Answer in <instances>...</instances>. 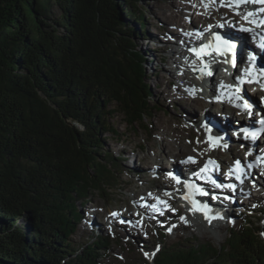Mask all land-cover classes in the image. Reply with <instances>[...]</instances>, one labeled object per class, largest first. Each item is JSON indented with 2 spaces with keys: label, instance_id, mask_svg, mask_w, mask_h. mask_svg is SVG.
<instances>
[{
  "label": "trees",
  "instance_id": "16d2710c",
  "mask_svg": "<svg viewBox=\"0 0 264 264\" xmlns=\"http://www.w3.org/2000/svg\"><path fill=\"white\" fill-rule=\"evenodd\" d=\"M138 3L0 0V264H100L108 250L105 236L80 248L72 236L78 203L124 171L104 146L108 118L134 127L154 109ZM240 219L220 248L184 240L144 263L264 264V223Z\"/></svg>",
  "mask_w": 264,
  "mask_h": 264
},
{
  "label": "rangeland",
  "instance_id": "374dc122",
  "mask_svg": "<svg viewBox=\"0 0 264 264\" xmlns=\"http://www.w3.org/2000/svg\"><path fill=\"white\" fill-rule=\"evenodd\" d=\"M138 1L139 3L137 7L139 9L147 10L145 14L146 26L143 31V35L138 38L135 37L134 43L137 50L141 51L147 59L146 70L149 85L152 90L151 101L154 109L151 111L149 118L147 117L141 125H135L134 127L129 126L123 114L116 113L111 118H108L107 125L109 128L114 130V132L106 135L107 138L104 142V146L105 149L112 151L116 157L124 160V171H121L118 175L119 181L114 183V188L107 191L104 196L100 193H94L90 195L89 201L86 205H83L82 202L78 203V209L83 218L77 226L78 230L76 234L72 236V243L76 248L88 245L100 235L105 236L110 245L108 250L102 252L98 251L102 255H100L99 258L100 264H145L144 261L151 263L154 260V256L156 257V252L153 255L154 251H152L154 245L156 246L157 244L158 247L161 245L167 247L169 245H176L184 240L190 239H196L197 241H200V243L210 242L215 247L220 248L225 241H227L230 230L233 227H238L240 225L241 214L246 217H251V221L255 226H257V228H261L264 223V190H262V197L252 198L253 200L251 198V200L243 199L246 203L241 200L237 201L239 202V206L235 208L237 209V217L234 218L232 215L231 218H233V220L230 218L228 219L229 221H224L222 229L217 230V232L210 229V233L207 234L198 228L189 229L184 224L179 225L180 216L186 211L184 209L182 211L178 209L171 211L169 214L171 220L168 223H164L159 220V222L162 223L153 222L152 224L148 222L144 223L139 216L130 210V214L136 216L138 221L137 226H133V224L127 228L121 226V222H124V218H122L121 213L123 211H127L129 207L131 208L132 206H135V204H139L140 200L144 197L148 198L150 196V192L155 191L154 189L157 185L156 181L149 183L146 187L144 183L147 181L146 178H154L153 174H155V168L160 166V162L157 161L152 164V168L150 166V168L146 169L147 166H145V164H143L137 156H146L147 158L153 152L157 153V155L165 158L161 169H163L165 174H168L170 171L169 163L171 161V156L173 158L174 155H178L180 153L179 148L173 143L170 146L171 148L169 149V154L164 157V149L160 142L161 138L153 129L154 126L158 124L159 119L166 124H172V129L178 128L181 132H184L183 134L186 136L183 144L187 145L190 143V134L186 132L189 129L192 131L191 133H193L192 135L195 139L193 141L196 143L192 149L193 154H196V151L200 150L197 147V144L200 141V138L202 139L203 137V133L199 134L197 129L208 132V130L204 127L195 126L186 121L184 118V114L187 113V111L191 112L190 101L187 102L185 98L187 97L190 99L192 103L196 99V95L191 89L189 90L188 88H185L181 82L176 80L174 87L180 86L185 95L178 93L176 88L170 87L168 91L172 93H168L169 96L167 93L162 96V92L166 90L172 74L176 73L178 78L181 77V73L178 72L177 67L170 59V55H172L171 51L174 46H167L168 39L174 38L175 35L173 34H175L178 29L176 28L177 31L174 32V28H172L171 23H167L165 21L163 18L164 15L162 14L163 12L154 5L155 0ZM206 2L208 3V7L216 5L217 3L213 2V0H206ZM190 12V16H192L195 21L197 14L192 11H189V13ZM127 20L131 21V19ZM196 21L199 24L200 21L197 19ZM186 22L187 20L183 22L184 25ZM136 27L138 28V26ZM166 29L167 31L169 30L168 37H166L167 35L165 34ZM147 36L149 37L146 41L145 38H147ZM176 48L178 49V47ZM177 57V62H180L181 60L179 57L181 56L177 55ZM182 60L185 61L184 59ZM173 65L177 70L173 67ZM184 71L189 72L188 69H184ZM161 75L166 77L165 82L162 84L158 81ZM198 83L201 82L198 81ZM215 84L216 83L214 81V85ZM210 111L213 116L217 115L215 110H211L210 108ZM205 113L206 112L201 109L195 114V117L203 118ZM200 135L202 137H200ZM152 143H154L153 146H151ZM128 150H132L135 153H131L129 155ZM203 152L207 153L208 150H203ZM220 153L219 157H223L224 154H222V152ZM128 155L129 157H127ZM224 157H227V155ZM135 159H137V161L139 160V162L133 163ZM222 161L224 160L222 159ZM231 162L232 160L229 161V164H231ZM137 175L145 176L141 177V179H136L135 177ZM130 180L132 183L129 182ZM162 181H164V179ZM140 196H143V198L140 199ZM238 197L239 199L241 198V196ZM242 197L247 196L243 195ZM131 209L136 211V208ZM180 212L181 214L179 215ZM112 213H117L118 215L113 216ZM167 218L168 217H166V219ZM197 219L201 222V224H203V226H206V220L201 218ZM92 221L94 222V225L90 229L89 226ZM169 223L172 224L170 225L172 227L176 226V229L169 227ZM162 224H165L164 227ZM159 229L160 233H163L164 239L161 238ZM169 229H171V231H169ZM146 248L149 249L146 250ZM147 252H149L148 259L144 257V254Z\"/></svg>",
  "mask_w": 264,
  "mask_h": 264
},
{
  "label": "bare ground",
  "instance_id": "6f19581e",
  "mask_svg": "<svg viewBox=\"0 0 264 264\" xmlns=\"http://www.w3.org/2000/svg\"><path fill=\"white\" fill-rule=\"evenodd\" d=\"M216 5L213 6H209L208 8L204 7V3H202V0H155V7L159 8L164 15V19L167 23H171L172 28H174V32L178 31L173 34L175 35L174 38H169L167 43V46H174L173 50L171 51L172 55H170V59L173 61V64H175V66L178 69V72L181 73V77L178 78V76L176 75V73L172 74L171 80L169 81V84H167V88L166 90H164V92H162V96H164V94H170L172 92H169L168 89L171 88H176L177 92L180 93L181 95H185V93L182 91L180 86H175L176 84V80H178L179 82L182 83V85L185 88H188L189 90L191 89L194 93H195V101L192 103L190 99H188L187 97L185 98V100H187V102L190 101V106H191V112L187 111V113L184 114V118L186 121L192 123L195 126H199V127H204L205 129L208 130V133L210 132V134L213 136V139L215 137V139L218 138L219 144H220V148L223 149L220 152H222L223 157H219V150H217V147H211L209 146V144H207L205 142V139L200 135V137H202V139L200 138V141L197 144V147L200 150L196 151V154H193L192 149L195 146V142L193 140V133H191L192 131H190V129L186 132L189 135V138L191 139L189 144H183L184 138H185V134H183L184 132H181L180 129L175 128L172 129L171 125L172 124H166L164 122H162L161 119H159L158 124H156V126H154V131L155 133L161 138L160 142L161 145L164 149V154L166 157L167 154H169V149L171 148L170 146L174 143L180 150V153L178 155H174L173 158H175L176 160V167H175V171H177L178 173H180L183 177H185V179H190V180H197L196 176L194 175L193 170L196 169L197 166L201 165L202 163H206L207 158L208 157H214L217 158L220 162H221V168L217 167V169H215L212 173L208 172L205 175V183L207 186H209L211 189L215 190L216 192L221 193L222 195H224V197H222V199H220V201L213 199V196L207 194H202L203 190L202 188L194 190L193 193H195L196 198L199 201H201L202 205H207V209H212L214 210L216 214H219L220 219H213L211 221V223H209L205 218L204 215L200 212V211H194L193 209V205L190 203L189 206L187 204V202L182 200V197H184L185 195V187H184V183H177L176 181H174L173 178L167 177V179H169L170 181L168 182L170 185H166L164 184L165 182H161V177L165 176V172L163 171L162 168V164H164V159L162 158L160 155H157V153L153 152L152 154H150L149 157L146 158V156L142 157V156H137L139 157L140 161H143L146 169L147 168H152V164L159 161L160 162V166L159 168H157L158 170L155 171V174H153L154 178H146V182L144 183L145 187L153 182L156 181V187H155V191L156 190H172V188L174 189L173 194H171V198H169V202L172 205V209H170V211L168 212H161V213H155L154 215L156 217H154L152 215V213H150L149 211H147L146 213L143 214V222L146 223H150L152 224L153 222H158V223H162L159 222L160 221H164V220H168V222H170L171 217L169 216V214L171 213V211H174V209H178L180 211H182L184 209V206L186 210L180 217H185L187 220V223H185L184 221H182L180 219V224L179 225H185L187 228L192 229V228H198L201 231L209 234L210 233V229L214 230L217 232V230H221L223 227V222L225 221H229L228 219H230L232 217V215L235 217H237L236 215V211L237 206H239V200L243 201V199H249L251 200L252 198H256V197H262L263 195V191L264 190V179L263 177L257 181L256 185H252L251 182H247L246 185H237L236 189L233 188H227L225 187V183L227 182V180L225 179V176H223V168L224 166H226L228 164V162L230 160H234V158L239 157L238 153L235 151H232V149L230 150V148L227 149L229 143L232 141H235L236 139H239L241 133H238V131L236 130L238 124L242 121L244 122H248L247 119L243 120L241 118H246L248 112H244L241 113L240 110L236 107L233 108L230 104L227 105L226 108H222V106L219 105V103L217 102L218 100H215L214 102L208 103V99L206 98L205 95L203 94L202 89H208L210 92L212 91L213 95L217 96L219 95V93L217 91H215V87H214V81L216 83V81L218 82V79L220 77H218L217 75H212V77L210 78L209 76H203L202 78V82L198 83V79L196 74L193 72V70H195V66L198 64L197 61H195L192 57L187 58L188 54H186V52H180L176 47L181 48L182 46L186 47L188 44L191 45L192 48H200L201 44L200 43H204V42H200V39L198 38L197 33L194 31L193 29L196 27H203V30L205 32H207L206 30L209 29L208 24L213 25V30L212 31H217V30H221V24L225 25V29L224 33L230 35L231 37L237 38L236 39V43H237V49L235 50V57H232V61H234L235 66H232L234 68V72L236 73L234 75V77L239 74V68H237L236 66H238L240 64V62H244V63H248L250 62V60L248 59L249 56V51L247 49V46L251 47L253 52L255 54H259L260 50L259 47L256 45L257 43L255 41H253L252 37H251V33H246L245 35H242L243 38H240V33H238L237 29L242 27V26H246V25H250L253 26V23H249L248 21H246L243 16H244V12L242 11V15L238 16L236 14V12H234L233 8L230 7H221L219 5V0H216ZM225 2H227V0H225ZM261 7V5L259 6V8ZM214 8V9H213ZM258 8V6L256 7ZM217 9L219 10V12H217ZM189 11H192L194 13H196L197 17L195 18V21L193 20L192 16H190L191 12L189 13ZM195 15V14H194ZM199 20V24L196 21ZM203 19V20H200ZM187 20L186 24L184 25V21ZM221 23V24H220ZM170 25V26H171ZM177 28V29H176ZM169 31V30H168ZM167 31V29L165 30V34L167 35L166 37L169 36V32ZM212 31H209L208 34H212ZM148 37L146 38V41L148 40ZM196 37V38H194ZM188 48V47H187ZM177 55L181 56L179 57L180 59H187V62H184L183 60H181L180 62H177ZM207 59H209V57H206ZM206 58L204 59L205 63L207 65H211L214 67V71H215V66H217L219 64L218 59L220 58L219 56L214 57L212 60L210 61H206ZM261 58L264 59V56H262ZM223 59V58H222ZM193 61V62H191ZM201 63V62H200ZM205 64V65H206ZM190 66V67H189ZM184 69H188L189 72L184 71ZM212 71V74L213 72ZM252 71L246 69L244 71V74H250ZM220 75V74H219ZM165 76L161 75L158 79V81L160 82V84L165 82ZM222 78H225L222 74H221V80ZM237 81V80H234ZM224 88L227 91V94L229 95L230 93H235V91L232 89L234 84H231L229 81H225L224 82ZM247 87V86H246ZM248 93L251 95L250 91H248ZM168 94V96H169ZM238 94H235V96H237ZM262 95H257V101L256 103H260V101H262ZM230 97V96H228ZM229 99V98H228ZM231 99V103L233 102V97L230 98ZM192 103V104H191ZM228 103V102H227ZM213 106H217L219 107L218 110H216V108H212ZM211 110H215V112H217L216 116H213L210 111ZM229 109L230 111H232L231 116L229 117H223V114H225L226 109ZM204 110L206 113L204 114L203 118H197L195 117V114L198 113L200 110ZM208 115V116H207ZM210 122H214L216 124L215 127L209 128V124ZM199 130V129H198ZM153 131V132H154ZM199 133H203V135L207 134V131H203V130H199ZM225 134H227L229 136V140L225 139L224 136ZM216 135V136H215ZM207 138V137H206ZM252 142L250 140V138L248 139V144L250 145ZM154 143L151 144V146H153ZM226 145V146H225ZM203 150H208L207 153L203 152ZM257 150V149H255ZM195 152V151H194ZM131 153H135L132 150H128V154L130 155ZM221 154V153H220ZM229 154V156H228ZM129 155L127 157H129ZM227 157H224L226 156ZM189 157L194 158L195 162L192 163L189 161ZM172 158V156H171ZM170 158V160H172ZM222 159L225 161H222ZM171 162V161H170ZM172 163V162H171ZM173 166L169 165V168H171ZM174 168V167H173ZM212 175H216L217 178L223 183L222 188H218L216 187L214 181L212 180L211 176ZM145 175H137L135 178H140L143 177ZM129 182L132 183V181L130 180ZM174 185V186H172ZM180 190V192L177 193V190ZM184 189V190H183ZM169 192V191H167ZM133 193V192H132ZM219 195V194H218ZM241 196V198L239 199L238 196ZM247 196V197H242V196ZM237 196V197H235ZM251 198V199H250ZM167 200V199H166ZM253 200V199H252ZM244 202V201H243ZM246 203V202H244ZM131 208H139L141 210V212H145V210L141 207V205L135 204V206H132ZM130 207L128 208L127 211H123L121 213L122 218H124V222H121V226L122 227H129L131 224H133V226H137L138 221L136 219V216L130 214V210L131 212L135 213L136 211H133V209H131ZM127 209V208H126ZM235 209V210H234ZM235 211V213H234ZM136 214V213H135ZM181 214V212L179 213V215ZM213 215V214H211ZM138 216V215H137ZM159 217V218H157ZM162 217V218H161ZM165 217V218H164ZM166 217H168L166 219ZM206 220V226H203V224H201V222L197 219L200 218ZM161 218V219H160ZM164 218V219H163ZM233 220V218H231ZM157 220V221H155ZM214 220L216 221V223L214 222ZM167 222V223H168ZM94 222L92 221L90 223L89 228L91 229V227L94 225ZM154 225V224H153ZM163 225V224H162ZM169 227H172L170 225H172L171 223L168 224ZM176 229V226H173L172 229Z\"/></svg>",
  "mask_w": 264,
  "mask_h": 264
},
{
  "label": "snow or ice",
  "instance_id": "6c2138e0",
  "mask_svg": "<svg viewBox=\"0 0 264 264\" xmlns=\"http://www.w3.org/2000/svg\"><path fill=\"white\" fill-rule=\"evenodd\" d=\"M213 2H216V0H213ZM202 3H204V7L207 8L208 7V3L206 2V0H202ZM249 3H254V4H258V5H261V7L255 11H250V12H247L244 14L243 18L248 21L249 23H254L256 24L257 27H260V26H264V18H261L259 20L256 19V17L258 15H262L264 16V0H227V2H225V0H219V4L221 7H230V8H233V9H239L241 6L245 5V4H249ZM237 14H240L239 12H237ZM243 31H250L249 29H242ZM214 39L216 41L219 42L217 48L219 50V54L223 55L225 53H232L233 56H235V50L237 49V43L235 42L237 38H234V37H227V36H221V35H215L214 36ZM262 48H264V43H262L260 45ZM210 45H202L200 50L196 49V48H191L189 49V51L193 52L194 54L196 55H208L209 53L205 52L204 49H207L209 48ZM248 59L250 61H254L256 59V57L254 55H252L251 53L249 54L248 56ZM227 62V61H225ZM233 66H235V63L233 61ZM262 72H264V69H262ZM208 75H211V72H207ZM202 78V77H201ZM251 82V81H249ZM240 83H244V81L241 79L240 80ZM223 87V85H222ZM262 87H264V85H262ZM240 90L237 89V92H239ZM236 99H242V97H240L239 95L236 96ZM236 107H239L243 110H246L249 114V116L252 115V112H251V108H252V104L249 103L248 100H244V103L243 104H237ZM259 123L261 125H264V118H262ZM245 132V136L246 137H251L253 140L256 139V133L255 132H249L247 129L244 130ZM218 139V138H217ZM226 146V145H225ZM258 160H261V161H264V158L262 157H257ZM189 160L192 161L193 163L195 162L194 160H192L191 157H189ZM210 163H215L214 161H210ZM235 164H236V169H233V170H230V171H236V170H239L241 168V161L240 160H237L235 161ZM252 165H249V167H251ZM202 172L203 171H206V169H202L201 170ZM239 179V177H237ZM173 179H176L177 180V183H180V180L176 177H173ZM189 186L187 185L186 183V187ZM219 187V185H217ZM229 187H233L234 188V185H230ZM202 194H207V193H202ZM166 195H171V193H166ZM185 199H188L187 196L184 197ZM217 197H213V199H215ZM157 202L159 204H163L165 207H168L167 205V202L166 201H161L159 200V198L157 197ZM191 203L193 204V209L194 211H200L203 215H204V218L209 222L211 223V221L213 219H220L222 217L219 216V214H216V215H211L210 214V209H207V205H200V202L198 201H191ZM153 207H155V205H153ZM113 216H116L118 215L117 213H112ZM180 219L182 221H184L185 223H187V220L185 217H180ZM123 222V221H122ZM169 231H171V229H169ZM145 255H149L148 253H145ZM154 255V253H153Z\"/></svg>",
  "mask_w": 264,
  "mask_h": 264
},
{
  "label": "water",
  "instance_id": "95a60500",
  "mask_svg": "<svg viewBox=\"0 0 264 264\" xmlns=\"http://www.w3.org/2000/svg\"><path fill=\"white\" fill-rule=\"evenodd\" d=\"M209 71H211V68H203V69H201V70H199L197 73H199V74H203V75H208L207 74V72H209ZM264 234V232H261V235H262V237L264 238V236H263V234Z\"/></svg>",
  "mask_w": 264,
  "mask_h": 264
}]
</instances>
